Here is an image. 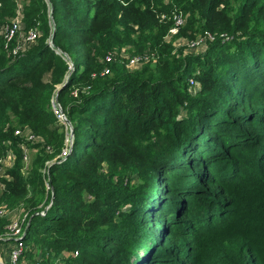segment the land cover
I'll list each match as a JSON object with an SVG mask.
<instances>
[{
    "label": "trees",
    "instance_id": "1",
    "mask_svg": "<svg viewBox=\"0 0 264 264\" xmlns=\"http://www.w3.org/2000/svg\"><path fill=\"white\" fill-rule=\"evenodd\" d=\"M0 2V235L26 214L16 264H264V0H23L39 35L17 54L3 27L19 5ZM205 32V52L175 46ZM120 48L155 58L129 68Z\"/></svg>",
    "mask_w": 264,
    "mask_h": 264
},
{
    "label": "built area",
    "instance_id": "2",
    "mask_svg": "<svg viewBox=\"0 0 264 264\" xmlns=\"http://www.w3.org/2000/svg\"><path fill=\"white\" fill-rule=\"evenodd\" d=\"M1 4V2H0ZM22 7L18 6L15 17L11 20L10 23L5 24L3 27V36L5 38L6 44H8L9 41L16 38L15 45L12 48V53L17 54L19 52H23L28 46H30L37 36L39 35L38 31L35 28L29 29L27 32L23 30V22H22ZM161 18H164V15H161ZM173 25L168 30L167 37L169 38L172 35H175L179 28L184 24V18L181 13H174L172 16ZM224 39H228V36L224 35ZM205 39L212 40L213 35L209 32H205L202 37L198 38L197 40L191 42V45H195L199 42H204ZM113 54H108L105 57L106 62H110L112 60ZM155 56L152 53H144L141 55H136L128 58L127 66L129 68H139L143 64H145L147 61H150L151 59L154 60ZM108 73V67L104 68L102 71V74ZM192 82V80H191ZM77 91L74 90L73 94L76 95ZM51 105L52 110L58 119L59 122H61L63 125H65V128L68 129V119L61 109V106L56 100V97L53 95L51 98ZM15 134L17 135H23L20 129L15 130ZM27 140H36V136L32 133H26L25 134ZM71 140L69 139V136L66 138V146L61 151L60 155L58 156V160H61L62 157H65L67 155L68 149L70 147ZM56 159V160H57ZM9 158H5L3 156H0V172L4 169V167L8 164ZM24 160L27 161V155H24ZM54 159V161H56ZM53 162V161H52ZM51 164V162H50ZM49 164V165H50ZM4 185L0 181V193L3 190ZM7 214L6 209L4 207H0V216ZM25 218L26 214H23L22 216L17 214L16 217L12 218L11 222L8 223L5 226V232L3 234V237H0V240H14V244L10 247H4L2 251L4 252V255L0 257V264H16L18 258L20 257L22 250H23V243L22 238L25 235L26 227L25 226ZM28 225V224H27Z\"/></svg>",
    "mask_w": 264,
    "mask_h": 264
},
{
    "label": "rangeland",
    "instance_id": "3",
    "mask_svg": "<svg viewBox=\"0 0 264 264\" xmlns=\"http://www.w3.org/2000/svg\"><path fill=\"white\" fill-rule=\"evenodd\" d=\"M23 3V0H15V4L19 5ZM203 35H198L196 38H186V37H181L177 43H175V46H182L184 48V52H194V53H198V52H205V41L208 39H205L204 42H199L195 45H191V42L197 40L198 38L202 37ZM48 43L51 45L50 39H48ZM126 48V47H125ZM116 49V51L118 52V55L120 58L125 59L126 62H128V58L132 57V56H136L138 54L135 55H129V52L126 51V49ZM6 156V154H5ZM9 159L12 158V156L7 155ZM28 161V160H27ZM25 161V162H27ZM12 210H7V214L11 213ZM4 234V233H3ZM3 234L0 235V237H3ZM2 255V254H1ZM40 259V255L37 252H34L32 254V257H28V258H24L23 260H21V264H36L37 260Z\"/></svg>",
    "mask_w": 264,
    "mask_h": 264
},
{
    "label": "crops",
    "instance_id": "4",
    "mask_svg": "<svg viewBox=\"0 0 264 264\" xmlns=\"http://www.w3.org/2000/svg\"><path fill=\"white\" fill-rule=\"evenodd\" d=\"M4 247H6L5 245H0V257L2 256V255H4V252L2 251V249L4 248ZM2 254V255H1Z\"/></svg>",
    "mask_w": 264,
    "mask_h": 264
},
{
    "label": "water",
    "instance_id": "5",
    "mask_svg": "<svg viewBox=\"0 0 264 264\" xmlns=\"http://www.w3.org/2000/svg\"><path fill=\"white\" fill-rule=\"evenodd\" d=\"M52 36H53V34H52ZM50 42L52 43V40H50ZM73 69V65L71 64V70ZM62 85V84H61ZM60 87V86H59ZM68 124L70 125V123H69V120H68ZM73 132L71 131V134H72Z\"/></svg>",
    "mask_w": 264,
    "mask_h": 264
}]
</instances>
